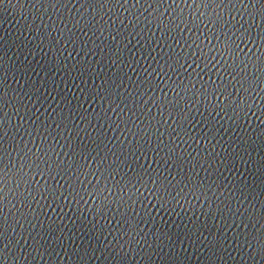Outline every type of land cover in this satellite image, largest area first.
<instances>
[{
    "label": "snow or ice",
    "instance_id": "6c2138e0",
    "mask_svg": "<svg viewBox=\"0 0 264 264\" xmlns=\"http://www.w3.org/2000/svg\"><path fill=\"white\" fill-rule=\"evenodd\" d=\"M46 2L49 7L63 8L79 3L81 8L94 10L95 15L85 12L90 16L87 21L83 17L69 21L72 27L65 25L60 39L72 45L68 57L73 51L86 57L99 47L101 58L95 63L81 58L71 65L64 59L65 71L74 70L73 84L79 95L61 96L57 92L59 103L48 116L25 111L19 127L24 126L25 117L31 121L24 131L30 138L27 142L21 137L20 144L9 142L5 146L4 119L0 118V241L6 238L10 214L17 204L20 208L12 219L26 223L31 222L29 217L40 219V226H47L45 235L59 229L50 217L42 219L48 215L47 208L67 205L69 201L78 205L86 202V197L93 200L97 217L112 218L118 226L124 225L125 236L129 232L138 236L142 231L137 217L151 216L144 206L149 199L161 209L182 202L212 201L215 213L210 206L207 215L218 214L220 205H225L230 218L239 214V208L227 205L240 189L227 192L211 177L201 175L220 167L223 150L217 154L212 144L217 124L198 120L194 113L200 117L224 113L236 123L249 113L259 114L258 119L264 117V0ZM117 8L129 11L125 19L129 20L130 31L109 16ZM140 9L152 11L143 17L142 12L137 15ZM169 10L172 15L165 18L164 12ZM237 10L244 11L250 22L237 21L232 15ZM119 25H124L123 19H119ZM181 25L197 34L181 39L183 31L177 34ZM149 26L158 28L159 39L152 33L133 42L132 37L144 36ZM130 73H135V80ZM24 96L36 103H47L35 85ZM9 104L17 112L27 107L19 96L10 97L0 76V115L6 116L4 110ZM93 105L95 109L90 113L87 108ZM40 107L44 108V104ZM105 126L120 131V136L105 134ZM197 127L200 132L195 131ZM61 141L63 146L58 152ZM232 162L229 160V166ZM244 212L249 223L253 216L256 223L264 221V205L259 206L258 213L249 209ZM193 238L199 242L198 237ZM208 243L210 247H223L216 236ZM6 259L0 249V261Z\"/></svg>",
    "mask_w": 264,
    "mask_h": 264
},
{
    "label": "water",
    "instance_id": "95a60500",
    "mask_svg": "<svg viewBox=\"0 0 264 264\" xmlns=\"http://www.w3.org/2000/svg\"><path fill=\"white\" fill-rule=\"evenodd\" d=\"M192 9H195V5H192ZM151 11L140 9L137 15L142 12L143 17H147ZM188 11L185 6V12ZM85 12L95 15L93 9L81 8L79 3L75 7L69 4L67 8H63L49 7L46 0H0V76L4 78L10 97L13 94L19 96L27 106L17 112L13 104L18 102L13 101L4 110L6 116L0 115L5 125V146L9 142L20 144L21 137L23 142L30 139L24 135V131L28 130L27 125L31 121L25 117L24 126L19 127L25 111L30 109L37 116H48L59 103L55 98L57 92L61 96L79 95L73 84L76 80L74 70L72 73L65 71L62 67L64 59L67 58L69 65L81 58L95 63L101 58L98 55L101 48H96L95 54L86 57L82 54L78 56L75 51L72 57H68L72 45H65L60 36L65 25L72 27L69 21L74 22V18L83 17L85 21L90 19V16L84 15ZM114 13L109 12V16L117 21L118 26H128L130 31L129 20L125 19L129 17V11L117 8ZM171 15L172 10L164 12L165 18H170ZM232 15L237 21L250 22L242 10L234 11ZM117 18L123 19L124 25H119ZM104 19L108 20V16ZM108 22L111 23V20ZM180 31H183L181 39L197 34L183 25L177 29V34ZM152 33L159 39L158 28L149 26L145 29L144 36L132 37L133 42L143 40ZM247 50L245 48L246 52ZM130 74L135 80V73ZM33 85L43 92L47 103H36L30 96H24ZM53 88L56 92L52 91ZM40 104H44V108ZM49 104L52 105L51 108H48ZM45 108H48L47 112ZM94 109V105L87 108L90 113ZM258 115L249 113L248 117L236 123L224 113H205L203 117L194 113L198 120H212L217 124L216 140L212 144L217 154L223 150L220 167L203 171L201 175L211 177L213 183L221 184L222 190L227 192H231L233 188L240 189L238 193H233L235 199L227 205V208H239V214H233L230 218L225 205H220L221 211L218 214L207 215L210 206L215 213L216 204L212 201L200 200L190 204L182 202L161 209L153 206L155 202L149 199L144 202V206L151 212V216L137 217L142 231H139L138 236H132L130 232L125 236L127 229L124 225L118 226L112 218L97 217L93 200L86 197V202L81 201L78 205L69 201L67 205L47 208L48 215L42 219L50 217L59 229L45 235L47 226L42 228L40 219L33 220L29 217L30 223L12 219L20 208L17 204L10 214L6 238L0 241V249L7 257L0 264H121L122 260L123 264H169V261H176L177 264H264V221L256 223V217L253 216L252 223H249L248 215L244 212L249 209V212L255 210L258 213L259 206L264 205V123H261L264 117L258 119ZM99 123L103 124V121ZM102 131L109 136H120V131L107 126ZM195 131L200 132L201 128L197 127ZM62 146L61 141L57 147L58 152ZM229 160L233 161L230 166ZM92 167L95 168V164ZM197 171H200L199 167ZM5 212L8 214V209ZM141 220L143 223H140ZM193 236L198 237L199 242ZM213 236L220 238L223 247L209 246L208 241Z\"/></svg>",
    "mask_w": 264,
    "mask_h": 264
}]
</instances>
